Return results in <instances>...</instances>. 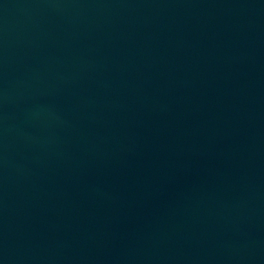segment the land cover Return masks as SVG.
Here are the masks:
<instances>
[{
	"label": "water",
	"instance_id": "95a60500",
	"mask_svg": "<svg viewBox=\"0 0 264 264\" xmlns=\"http://www.w3.org/2000/svg\"><path fill=\"white\" fill-rule=\"evenodd\" d=\"M0 264H264V0H0Z\"/></svg>",
	"mask_w": 264,
	"mask_h": 264
}]
</instances>
